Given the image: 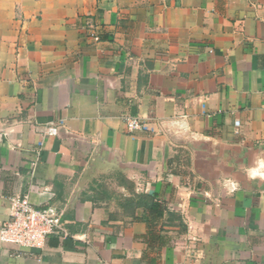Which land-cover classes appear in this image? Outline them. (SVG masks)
Returning <instances> with one entry per match:
<instances>
[{
	"label": "crops",
	"instance_id": "crops-1",
	"mask_svg": "<svg viewBox=\"0 0 264 264\" xmlns=\"http://www.w3.org/2000/svg\"><path fill=\"white\" fill-rule=\"evenodd\" d=\"M258 155L264 0H0V221L30 190L68 233L0 242V264H264ZM142 194L182 217L156 228L169 245L123 207Z\"/></svg>",
	"mask_w": 264,
	"mask_h": 264
},
{
	"label": "built area",
	"instance_id": "built-area-1",
	"mask_svg": "<svg viewBox=\"0 0 264 264\" xmlns=\"http://www.w3.org/2000/svg\"><path fill=\"white\" fill-rule=\"evenodd\" d=\"M129 133L141 130L143 122L133 116H126L123 119ZM64 124L63 120L47 123L42 127L41 136L57 137ZM238 122L234 126L238 127ZM41 146V143L38 144ZM40 149L38 150V154ZM35 164H33V167ZM34 169V168H33ZM32 169L31 175L34 174ZM40 194L52 197V192L43 187ZM68 236L62 222V214L50 205L49 201L39 207L30 202V190L10 198L9 216L6 220L0 221V242L15 246L19 249L43 248L47 238Z\"/></svg>",
	"mask_w": 264,
	"mask_h": 264
},
{
	"label": "trees",
	"instance_id": "trees-1",
	"mask_svg": "<svg viewBox=\"0 0 264 264\" xmlns=\"http://www.w3.org/2000/svg\"><path fill=\"white\" fill-rule=\"evenodd\" d=\"M123 207H137L143 209L142 217L147 227L145 238L151 241H157L160 246L169 245L171 239L166 234L162 235L156 230L159 224L162 226H176L180 231L185 230L182 217L175 212L169 211L164 203L155 201L152 196L144 194L139 195L137 196L136 202L127 200ZM164 215L167 216L166 220H164Z\"/></svg>",
	"mask_w": 264,
	"mask_h": 264
},
{
	"label": "clouds",
	"instance_id": "clouds-1",
	"mask_svg": "<svg viewBox=\"0 0 264 264\" xmlns=\"http://www.w3.org/2000/svg\"><path fill=\"white\" fill-rule=\"evenodd\" d=\"M242 170L250 179H264V155H258L251 166L244 167ZM218 184L225 196H232L240 189L239 183L230 176L221 178Z\"/></svg>",
	"mask_w": 264,
	"mask_h": 264
}]
</instances>
